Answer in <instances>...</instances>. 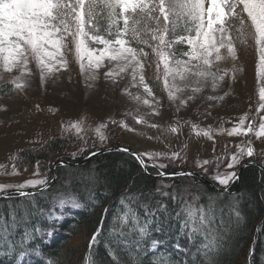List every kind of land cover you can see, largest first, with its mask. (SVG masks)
Instances as JSON below:
<instances>
[{"label":"snow or ice","instance_id":"obj_1","mask_svg":"<svg viewBox=\"0 0 264 264\" xmlns=\"http://www.w3.org/2000/svg\"><path fill=\"white\" fill-rule=\"evenodd\" d=\"M249 41L254 44L257 56L259 102L255 111L260 113L264 109V0H0V81H6L15 91H23L27 86V78L34 70L39 73L43 84L46 77L61 70H68L70 63L75 62L89 87L91 84L88 82L95 81L98 78V71L106 68L107 71L104 72L106 81L111 80L116 84L126 75H130L131 86H142L144 92L156 100L153 89L145 82L143 74L145 66L154 63L157 70L156 81L159 83L162 79L169 101L178 100L179 105L183 106L204 88L210 86L215 90L218 82L223 81L229 72L235 74L241 71L242 69L235 63L238 47L248 45ZM146 49H150V52ZM150 55L154 59H149ZM228 62H232L231 69L222 67ZM186 92L188 94L184 95ZM135 99L140 100L141 97L137 95ZM207 99L218 100L223 97L209 95ZM143 103L149 105L150 101L144 99ZM246 119L247 113L239 119L236 127L227 130V135L247 136L252 133L256 117L253 116L252 122L244 127ZM111 122L117 123L114 120ZM82 123V120L72 121L67 128L63 124L61 127L64 131L75 129L79 135ZM136 123L147 121L136 118ZM119 124L132 130L123 120ZM106 127L107 125L102 123L94 130L101 143L107 139L105 133L101 131ZM151 127L156 128L158 125L151 124ZM192 130L197 136L202 134L212 139L211 127L201 129L193 124ZM171 131L176 133L178 129L172 127ZM254 134L257 138L264 137V115L260 116L259 127L255 129ZM237 148L239 151L232 154L230 161L227 162L228 168L239 164L244 155L252 157L254 154L251 146L246 150L241 145H237ZM82 151L83 149H80L72 153L73 159ZM90 155L94 156L96 153ZM133 155L145 169L149 166L145 163V157L153 161L152 167L160 169L166 168L167 165L156 164L155 157H167L170 160L179 158V153H172L170 156L160 152ZM17 158L18 153L12 157L13 160ZM225 159L226 157L197 160L196 164L204 166L214 163L219 169ZM60 166H65L62 160ZM11 174H18L15 164ZM158 174L194 175L184 172ZM34 175H40L39 161ZM211 179L227 189L232 182L239 179V176L234 171L225 173L216 171ZM48 186L49 180L45 176L43 179L27 180L19 185L0 184V193L15 187L23 197L28 195L23 191L25 187H39L41 191H45ZM163 195L168 196L169 193L164 192ZM127 199L132 200V197ZM171 199L176 201L178 197L172 194ZM199 199V196H194L191 201L185 200L175 216L179 221L181 236L186 233L190 242L197 237L203 238L198 251L212 264L211 258L221 250L232 228L239 227L243 216L238 205L232 204L229 206V217L226 222L223 210H219L218 213L212 198H209L207 204H199ZM58 203L61 207L69 203L74 208L81 206L74 197L59 198ZM121 203L126 210L120 217H114V222L120 219L122 226H126L131 219L133 227L130 231H138L141 238L146 236L150 222L145 221L141 225L139 217L126 203L124 197L121 198ZM160 207L165 210L167 208L166 205ZM145 212L147 214V208ZM11 216V227H15V212H12ZM9 227V224L0 220V241L7 244L9 250H14V245L8 239ZM261 229H264V225H261L257 232ZM101 230L97 229L93 234L90 248ZM36 231L39 232L40 229L37 228ZM48 234L51 235V231ZM120 235L123 236L124 232L122 231ZM29 239H32V233L26 230L20 247H24ZM152 243L155 247L162 242L153 240ZM174 247L177 251L185 253L188 251L182 248L179 242ZM252 253L253 250L250 249L249 255ZM39 254L37 249L36 255ZM24 255L25 253L21 252L20 258L22 259ZM109 255L113 260H117L114 253L110 252ZM17 264H20L19 260ZM168 264H171L170 259Z\"/></svg>","mask_w":264,"mask_h":264},{"label":"rangeland","instance_id":"obj_2","mask_svg":"<svg viewBox=\"0 0 264 264\" xmlns=\"http://www.w3.org/2000/svg\"><path fill=\"white\" fill-rule=\"evenodd\" d=\"M146 50L150 52V49ZM149 59L154 58L150 55ZM256 62L257 56L251 41L246 46H239L235 63L242 70L235 74L229 72L223 81L218 82L215 90L210 86L204 88L200 93L194 94V99L188 100L183 106L179 105L178 100L169 101L162 79L159 83L156 81L157 70L154 63L151 66L146 65L143 74L145 82L153 89L156 100L144 92L142 86H131L130 75H126L116 84L111 80L106 81L104 78L106 68L98 71V78L95 81L88 82L91 84L89 87L75 62L70 63L68 70H61L46 77L43 84L39 73L34 70L27 78V86L23 91L12 90L10 84L0 81V184L19 185L27 180L43 179L45 176L48 180H54L55 175L54 172H49L48 162L39 160L40 175L37 176L34 175L37 161L29 163L21 162L20 159L23 151L38 148L46 141L55 138L67 139L65 149L50 158L55 161L60 160L62 156L73 158L72 153L80 149L83 151L78 156L84 157L94 150L112 147L111 141L115 140L119 145L127 146L138 154L160 152L170 156L172 153H179V158L176 160L155 157L154 161L156 164L167 165L168 170L195 171L206 179H211L216 171L237 172L248 158L244 155L239 164L233 168L227 167L232 154L239 151L237 145H241L245 150L251 146L254 150L252 157L264 163V137L257 138L254 134L255 129L259 127L260 116L264 115V109L260 113L255 111L259 102ZM222 67L231 69L232 62L223 64ZM138 80L139 77L137 82ZM187 94L186 92L184 95ZM137 95L141 97L140 100L135 99ZM209 95L223 99L208 100ZM144 99H148L150 104L145 105ZM178 107L179 111H177ZM246 113L248 119L245 120L244 127H247L255 116L254 131L247 136H228L227 130L236 127L239 119ZM136 118H143L147 123L137 124ZM81 120L82 131L79 135L76 134L75 129L64 131L61 127L63 124L67 128L70 122ZM113 120L117 123L113 124L111 122ZM121 120L132 130L121 127L119 124ZM102 123L107 125L106 128L101 129L107 137L103 143L94 131L97 125ZM151 124H156L158 127L153 128ZM193 124L201 129L211 127L212 139L202 134L197 136L192 130ZM172 127H176L178 131L173 133ZM221 129L223 131H220ZM17 153L19 158L13 160L12 157ZM219 157H226L219 169L214 163L204 166L196 164L197 160H215ZM144 159L148 164L153 163L146 157ZM13 164L18 174H11ZM160 170L170 172L165 171V168ZM157 175L155 182L158 187L166 188L164 186L168 185V188L179 196L189 193L188 189L196 185L192 178L198 179L194 176H179L184 183L173 186L167 176ZM28 188L32 187H25ZM65 195L58 196L57 201L59 198L72 197L68 193ZM67 205L72 207L70 203L64 206ZM57 206L61 207L59 203ZM86 240L87 234L79 230L67 241L65 247L80 248ZM76 255L77 253H74L73 257Z\"/></svg>","mask_w":264,"mask_h":264},{"label":"trees","instance_id":"obj_3","mask_svg":"<svg viewBox=\"0 0 264 264\" xmlns=\"http://www.w3.org/2000/svg\"><path fill=\"white\" fill-rule=\"evenodd\" d=\"M66 145V138H55L38 148L22 152L21 162H48V170L50 173L55 171V179L45 191L23 197L19 193L0 196V220L9 224L8 239L14 245V250H9L8 245L0 241V264H17V260L20 264H168L169 259L171 264H177V261L179 264L186 261L187 264H210L209 259L198 251L202 237L190 242L186 233L183 236L179 234L175 213L185 200L191 201L194 196L200 197L199 204H207L212 198L218 213L223 210L226 222L232 204L238 205L243 216L239 227L232 228L221 250L211 258L212 264H264V229L257 232L264 225V163L257 158H247L239 179L226 190L192 178L196 185L183 196L176 194L178 199L173 201L171 196L175 193L170 188L156 185L155 176L162 170L152 167L146 160L149 166L142 168L137 159L126 151H104L79 165L64 164L62 167L56 163L52 169L51 164L55 160L50 158L62 152ZM110 146L119 144L112 140ZM81 157L62 156L60 159L77 161ZM173 170L165 168V171ZM169 180L173 186L184 183L179 176ZM164 192L169 195L164 196ZM65 193L71 194L81 206L58 207L57 197L66 196ZM122 197L139 217L141 225L145 221L150 222L148 233L143 238L138 231H130L133 227L131 219L126 226H122L120 219L114 222V217H120L126 210L121 203ZM127 197H132V200ZM162 205L167 206L166 210L160 207ZM12 212L16 214L15 227H11ZM97 229L102 230L90 248ZM26 230L32 233V239L20 247ZM79 230L87 234V240L80 248L65 247ZM122 231L123 236L120 235ZM153 240L162 243L154 247ZM177 242L188 250L187 253L176 250L174 245ZM37 249L39 255H36ZM250 249L253 250L251 256ZM21 252L25 253L22 259ZM110 252L117 260H113ZM74 253L77 255L73 257Z\"/></svg>","mask_w":264,"mask_h":264},{"label":"water","instance_id":"obj_4","mask_svg":"<svg viewBox=\"0 0 264 264\" xmlns=\"http://www.w3.org/2000/svg\"><path fill=\"white\" fill-rule=\"evenodd\" d=\"M120 149H128V153H130L131 155L133 154H138L136 153L135 151H133L131 148L127 147V146H123V145H119V146H116V147H109V148H104V149H99V150H94L90 153H96V154H99V153H102L104 151H110V150H120ZM90 153H88V155L82 157L81 159H79L78 161L76 162H71V161H67V160H63V159H60V160H57V161H54L53 164H52V168L54 167L55 165V162L57 163H60V161L62 160L64 162V164H67V165H77V164H80L82 163L83 161H85L86 159H88L89 157H92L93 155H90ZM134 156V155H133ZM135 157V156H134ZM136 158V157H135ZM138 161V160H137ZM140 164V163H139ZM245 165L242 164L241 167L237 170V173H238V176L240 175V171H241V168ZM179 172H184V173H194V177H197L198 179L202 180L203 182H205L206 184H209L213 187H215L210 181H208V179L204 178L202 175H200L199 173L195 172V171H191V170H178V171H170L168 172L169 174L171 173H179ZM54 175H55V171H54ZM159 175V174H158ZM157 175V176H158ZM167 177H171L172 175H166ZM184 176V175H183ZM185 176H189V175H185ZM164 177V176H163ZM53 179H50L49 180V185L52 183ZM216 188V187H215ZM23 191L27 194H32V193H36V192H39L41 191L40 188H34V189H23ZM10 193H18L16 191V189H9V190H6L4 193H0V196H4L6 194H10Z\"/></svg>","mask_w":264,"mask_h":264}]
</instances>
